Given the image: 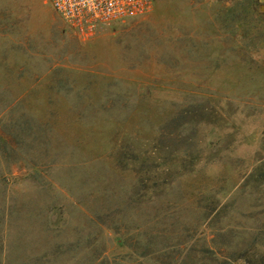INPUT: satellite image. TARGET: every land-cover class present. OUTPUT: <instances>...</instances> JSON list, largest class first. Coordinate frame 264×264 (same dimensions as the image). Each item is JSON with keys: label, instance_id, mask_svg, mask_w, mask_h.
<instances>
[{"label": "rangeland", "instance_id": "374dc122", "mask_svg": "<svg viewBox=\"0 0 264 264\" xmlns=\"http://www.w3.org/2000/svg\"><path fill=\"white\" fill-rule=\"evenodd\" d=\"M0 264H264V0H0Z\"/></svg>", "mask_w": 264, "mask_h": 264}, {"label": "built area", "instance_id": "2783aa9c", "mask_svg": "<svg viewBox=\"0 0 264 264\" xmlns=\"http://www.w3.org/2000/svg\"><path fill=\"white\" fill-rule=\"evenodd\" d=\"M56 13L82 39L104 27L147 15L153 0H50Z\"/></svg>", "mask_w": 264, "mask_h": 264}]
</instances>
